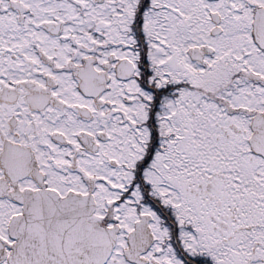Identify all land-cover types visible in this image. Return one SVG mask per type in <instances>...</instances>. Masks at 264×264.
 Listing matches in <instances>:
<instances>
[{
  "label": "snow or ice",
  "instance_id": "6c2138e0",
  "mask_svg": "<svg viewBox=\"0 0 264 264\" xmlns=\"http://www.w3.org/2000/svg\"><path fill=\"white\" fill-rule=\"evenodd\" d=\"M0 264H264V0H0Z\"/></svg>",
  "mask_w": 264,
  "mask_h": 264
}]
</instances>
